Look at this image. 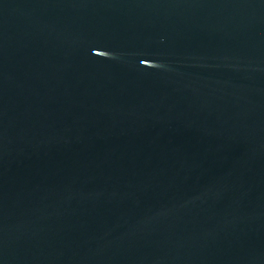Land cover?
Instances as JSON below:
<instances>
[{
    "label": "water",
    "instance_id": "95a60500",
    "mask_svg": "<svg viewBox=\"0 0 264 264\" xmlns=\"http://www.w3.org/2000/svg\"><path fill=\"white\" fill-rule=\"evenodd\" d=\"M0 264H264V0H0Z\"/></svg>",
    "mask_w": 264,
    "mask_h": 264
}]
</instances>
